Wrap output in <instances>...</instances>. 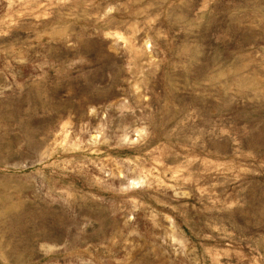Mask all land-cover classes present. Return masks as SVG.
<instances>
[{
  "label": "rangeland",
  "instance_id": "374dc122",
  "mask_svg": "<svg viewBox=\"0 0 264 264\" xmlns=\"http://www.w3.org/2000/svg\"><path fill=\"white\" fill-rule=\"evenodd\" d=\"M0 264H264V0H0Z\"/></svg>",
  "mask_w": 264,
  "mask_h": 264
}]
</instances>
